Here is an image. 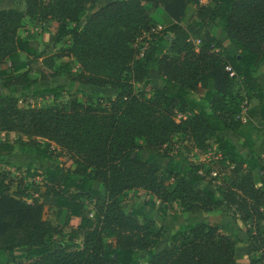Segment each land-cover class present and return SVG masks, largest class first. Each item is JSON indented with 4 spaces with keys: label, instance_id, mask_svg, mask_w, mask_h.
Listing matches in <instances>:
<instances>
[{
    "label": "trees",
    "instance_id": "16d2710c",
    "mask_svg": "<svg viewBox=\"0 0 264 264\" xmlns=\"http://www.w3.org/2000/svg\"><path fill=\"white\" fill-rule=\"evenodd\" d=\"M98 1L23 0V9L0 10V67L17 65L20 53L31 50L19 36L24 19L51 22L53 42L67 39L65 56L78 65L76 70L73 61L63 62L57 71L72 82L115 91L96 103L72 98L60 107H23L12 96L16 85L29 88L26 75H1L0 134L5 139L0 166L14 153L55 163L53 147L68 154L71 165L56 164L39 175L52 196L55 226L44 218L39 195L32 198L21 184L13 191L8 173L0 171V264H236L235 241L221 225L224 210L243 224L254 223L253 231L246 230L248 264H264V227L259 225L264 221V161L252 151L251 138L261 130L253 124L242 130L249 108L258 106L264 122V85L257 80L264 71V0H206L186 27L181 20L187 6L201 0H114L103 7ZM162 5L170 24L159 39L174 36L166 38L169 53L155 43L140 53L133 44L152 28L147 6ZM84 13L89 16L81 23ZM208 23L236 44L237 55H229L204 31ZM150 70L157 72L160 85L146 94L137 85L148 82ZM237 80L245 97L233 90ZM199 90L205 93L197 100L193 94ZM64 91L54 86L33 96L58 99ZM227 130L239 136L246 153L223 135ZM10 134L18 139L8 140ZM180 138L186 154L213 141L224 170L220 185L200 170L185 176L192 168L171 153ZM142 150L149 151L147 157ZM157 157L167 163L158 164ZM167 182H173L171 188ZM129 191H142L161 206L178 205L187 215L204 212L212 220L191 217L155 252L168 227L155 232L142 209L123 207L119 199ZM87 199L94 200L92 218L85 213ZM64 229L77 233L69 244L53 246L52 239ZM21 247L26 250L17 254Z\"/></svg>",
    "mask_w": 264,
    "mask_h": 264
},
{
    "label": "rangeland",
    "instance_id": "374dc122",
    "mask_svg": "<svg viewBox=\"0 0 264 264\" xmlns=\"http://www.w3.org/2000/svg\"><path fill=\"white\" fill-rule=\"evenodd\" d=\"M112 0H101L102 4H107ZM8 3L10 0L7 1ZM12 4H14V0L11 1ZM20 7L23 8V0L20 2ZM207 3L206 0H201L199 3H192V5H188L185 11V15L183 19L181 20V23L187 22L188 24H191L194 22L195 15L197 8L200 5H205ZM147 14L150 21V26L152 28L156 26H160L163 30L167 28V26L170 24V20L166 17V14L163 10V5L158 7L157 9H154L150 6H147ZM88 16V13H84L80 19L81 22H84L85 18ZM186 25V26H187ZM183 26V27H186ZM24 32H28V34H24L23 37L29 38V36L32 35L30 33L31 30H33L34 34L40 35L43 34V40L42 42L37 43H31L36 50H30L28 52H25L24 54H21L20 61L15 66H11L9 63H6L4 66L0 67V77L1 75H9L13 73L19 72L20 74H25L29 88H25V85H16L15 88V94L12 96V98L15 100L17 105H22L23 107H35V108H49V107H60L67 103L70 99L74 98L78 100L81 103L89 104V103H96L98 100H104L109 99L115 96V91L111 89L110 87H104V88H98L93 86H88L84 84H80L78 82H72L67 77L62 75L57 71L58 66L60 63L63 62H72L74 63V60L69 57L65 56L64 50L69 45V41L67 39L53 42L51 39L52 36L55 35V31L51 29L50 24H45L42 26V31H35L36 24H25ZM54 31V32H53ZM204 31L208 32L211 38L217 39L219 30L218 28L214 27L212 23H208L204 29ZM29 35V36H27ZM160 36L161 34H149V32L143 33L141 38L137 39L135 43L133 44L134 47L139 48V52H143V50L146 48L148 43H155L160 45V47L163 50V53H169V43L167 39L173 38L174 36L171 33H168V38L162 39V42H160ZM213 36V37H212ZM52 40V41H51ZM198 41V40H195ZM220 42V41H219ZM221 48H224V51H226L225 47L223 46V43L220 42ZM200 44V42H199ZM199 44L195 45V50L199 48ZM228 49V48H227ZM229 55L234 56V52L232 50H229ZM138 58L141 56L138 55ZM75 64V69H78V65ZM264 73V71H263ZM262 74V73H261ZM260 75V74H259ZM147 83L145 85L139 84L137 85V89L139 91H145L146 94H150L153 89H156L159 85V79L158 74L156 71L150 70L147 76ZM264 85V80H261ZM54 86H63L65 91L62 94V96L58 99H53L51 97H45V98H36L33 96L34 91L40 90V89H47ZM233 90L235 93L240 94L241 96L245 97L247 95L246 89L240 84V82L233 81ZM0 91L1 90V82H0ZM195 94H198L195 93ZM96 95V97H95ZM21 101V103L19 102ZM245 119H247V115L242 116L243 123L245 124ZM259 136H261L262 141L264 140V135H261L259 132H254L252 135V141L253 144L256 143L257 140H259ZM5 139L3 135L0 134V140ZM18 139V136H15L13 134H10L8 136V140L15 141ZM236 143L237 149L242 152L246 153V150L240 147L238 135L237 139L234 140ZM261 141V140H260ZM259 141V142H260ZM184 138H180L178 140H175L173 143V151L171 152L175 159H182L185 160L184 165L191 167L192 169L189 170L187 173H185V176L189 178L196 170H200L199 173L202 176L208 175L209 177H212L215 179V185L221 184V178L223 176V167L219 164V157L216 153L215 146L213 144V141L210 140L207 144V147L202 150H192L190 153L186 154L183 151V144ZM257 144V143H256ZM51 154L55 160L54 166L56 164L61 165L64 168H69L71 165V160L69 159L68 154L65 152H61L54 147L50 150ZM163 149L159 151L158 154H162ZM253 151V150H252ZM156 152V151H154ZM261 153L257 156L264 161V151L263 146L260 151ZM141 154L143 157H147L149 154L148 150H142ZM156 161L160 165H165L167 163V159L163 157H157ZM42 168H32V164L30 168H27V166L24 167H15L12 172L6 171L5 168H0V171L4 173H8L10 180H11V189L14 191L16 186L21 184L22 188L27 191L29 195H31L33 192L37 193L39 195V201L44 204V218L49 221L52 225H56L55 220V208L52 204V196H49L46 194V183L45 180L40 177V173L43 172L41 170ZM172 183L167 182L166 186L168 188L172 187ZM96 188H99V184L95 183L94 185ZM203 186V184H201ZM209 189L214 190L212 187H209ZM120 204L125 208L130 209H142L146 215L147 219H150V223L152 224V230L155 232H158V230L162 229V227L165 225L168 227L166 230H164V234L159 240V243L154 247V251L158 252L162 247H166V239L170 232L174 230H178L181 226L186 224L191 217H196V219L200 222H208L211 221L212 218L209 216V214H206L204 212L197 214V216H188L187 214L182 213V210L178 205H172V206H161L158 201L154 200L152 197L146 195L142 191H138L133 193L132 191L124 193L120 199ZM94 208V200L93 199H87L85 201V213L87 215H90L93 213ZM222 215L224 218L230 219L231 214L230 211L224 210ZM174 216H177V219L172 222V218ZM221 218V219H222ZM140 223H144L142 218H138ZM233 220V219H232ZM222 221V220H221ZM260 226L264 227V221L259 223ZM254 223H247L243 224V226H229L230 230L227 231L225 229V232L228 234V232H231L233 237H235V240H240L241 242L245 239V235L243 233V229L252 231L254 230L253 227ZM72 233H77L76 231L72 229H64L62 234L59 236H55L51 243L53 246L57 247L59 244H69L70 243V235ZM82 235L81 233L79 234ZM248 236V235H247ZM232 238V237H231ZM249 238V237H248ZM239 241V242H240ZM80 243V240L76 241L75 244ZM239 247H242L241 245H238ZM22 250H16V253H21ZM243 257V250L237 251V259L240 260ZM243 261V260H242ZM247 261V263H246ZM22 261H19L18 263H21ZM249 259L244 260L242 264H248Z\"/></svg>",
    "mask_w": 264,
    "mask_h": 264
},
{
    "label": "crops",
    "instance_id": "0c3cea01",
    "mask_svg": "<svg viewBox=\"0 0 264 264\" xmlns=\"http://www.w3.org/2000/svg\"><path fill=\"white\" fill-rule=\"evenodd\" d=\"M7 1L8 0H0V10H7V9H11V8L23 9V8H19L20 7V4H21L20 3L21 0H14V4L11 3L12 0H10L9 3ZM113 1L114 0L110 1L109 3L113 2ZM109 3H107V4H109ZM107 4H102L101 5V0H99L98 3H97L98 7H103V6H106ZM190 5H192V4H189V6ZM88 16L84 19L85 21L87 20ZM84 22H81V23H84ZM30 23L36 24V28L34 30L35 31H40V32L42 31V26H44L45 24L48 23V24L51 25V22H47V23H37L34 20H31L30 18H26V19H24V21L22 23V28H21V30L19 32V36L21 38H25V37H23V35L24 34H28V32H24V30H26L25 27H24V25L25 24H30ZM181 25L182 26H186L187 25V22H185V23L182 22ZM51 29L55 31V29L52 27V25H51ZM33 32L34 31L31 30L30 33H32V35L31 36L27 35V36H29V38L27 37L25 39H27V41L29 42L30 49L31 50H36V49H34V47H33V45L31 43H37L38 44L39 42H42V40H43V34L36 35ZM53 37L54 36L51 37L52 40H53ZM217 39L220 42L223 43V46L225 47V49H226V51L228 53H229V51H228V49H229V50H232L235 53L234 55H237L238 54V47L236 46L235 43L229 41L227 38L223 37L220 34H218ZM21 54H24V53H20V56H21ZM263 66H264V63H263ZM262 79L264 80V73L260 74L257 77V80H258L259 84H263L262 81H261ZM204 93L205 92L203 90H199L198 91V94H195V93L193 94V97L195 99H197V100H200L204 96ZM247 113H248L247 114V119H245V121H244L245 124L243 125L242 130L245 132V127L247 125H249V124H253L255 127H257L258 129L261 130L259 133L261 135H264V122H262V120L260 119V109H259V107L258 106H255V107L249 108L247 110ZM1 135H3V134H1ZM223 135L226 136L228 139H230L236 145V143H235L234 140L237 139V134L233 133L232 131H228L227 130V131L224 132ZM258 139L259 140L256 141L257 144L255 143L254 146H253V152L255 154H257V155H259L261 153L260 151L262 149V146H263V151H264V140L262 141L261 136H259ZM238 140H239V136H238ZM2 141H4V139L3 140H0V142H2ZM31 164H32V168H34V169H36V168H39V169L42 168L41 170H44L46 168L54 167V162H44V163H41L39 161V156L38 155L14 153V154H12L11 156H9V157H7L5 159V165L0 166V168H5L6 171L12 172V170L15 167H24V166L31 167ZM199 213H202V212H198V213H195V214H188V216H197V214H199ZM221 220H222L221 221V225L225 229H227V231H229L230 230V227L231 226H234V225L237 226V227L240 226V225L243 226V223L241 221L234 220V219L232 220L229 217L227 219L226 216L224 218H222ZM228 225L230 227H228ZM243 233L245 235V239L241 242L240 240L236 241L235 240V237H233V235L231 234V232H228V235L230 237H232V239L235 241L234 255H235V262H236V264H242V262L244 260H247L248 259V236H247L246 229H243ZM238 245H241L242 247H239ZM164 248L165 247H162L158 252H160ZM19 249H21L22 252H24L26 250V248H24V247L18 248L17 250H19ZM238 250H243V257H240L241 258L240 260L237 259V251ZM246 263H247V261H246Z\"/></svg>",
    "mask_w": 264,
    "mask_h": 264
},
{
    "label": "built area",
    "instance_id": "2783aa9c",
    "mask_svg": "<svg viewBox=\"0 0 264 264\" xmlns=\"http://www.w3.org/2000/svg\"><path fill=\"white\" fill-rule=\"evenodd\" d=\"M162 30H163V29H162L160 26H156V27L151 28V29L149 30V34H151V35H152V34H159ZM192 42L194 43V45H198V44H199V40H198V41H192ZM141 55H142V54H141ZM225 70L229 72V76H230V77H235V73L232 72V71L230 70L229 67H226ZM31 197H32V198H37V197H38V194L33 192V193L31 194ZM92 217H93V213L89 215V218H92Z\"/></svg>",
    "mask_w": 264,
    "mask_h": 264
},
{
    "label": "water",
    "instance_id": "95a60500",
    "mask_svg": "<svg viewBox=\"0 0 264 264\" xmlns=\"http://www.w3.org/2000/svg\"><path fill=\"white\" fill-rule=\"evenodd\" d=\"M134 155V154H133Z\"/></svg>",
    "mask_w": 264,
    "mask_h": 264
}]
</instances>
